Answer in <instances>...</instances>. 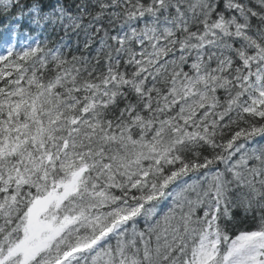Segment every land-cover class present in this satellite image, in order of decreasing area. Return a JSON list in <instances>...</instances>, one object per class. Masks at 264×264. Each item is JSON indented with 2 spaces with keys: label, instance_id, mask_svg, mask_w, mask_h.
I'll list each match as a JSON object with an SVG mask.
<instances>
[{
  "label": "snow or ice",
  "instance_id": "snow-or-ice-1",
  "mask_svg": "<svg viewBox=\"0 0 264 264\" xmlns=\"http://www.w3.org/2000/svg\"><path fill=\"white\" fill-rule=\"evenodd\" d=\"M0 264H264V0H0Z\"/></svg>",
  "mask_w": 264,
  "mask_h": 264
}]
</instances>
